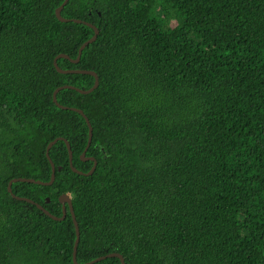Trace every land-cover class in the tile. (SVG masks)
I'll list each match as a JSON object with an SVG mask.
<instances>
[{"label":"trees","instance_id":"1","mask_svg":"<svg viewBox=\"0 0 264 264\" xmlns=\"http://www.w3.org/2000/svg\"><path fill=\"white\" fill-rule=\"evenodd\" d=\"M64 1L0 0V264H75L69 209L55 221L8 191L50 181L58 138L94 165L86 120L53 101L95 85L54 66L95 34L58 20ZM62 16L100 32L58 61L98 88L57 96L89 118L98 165L74 173L59 141L54 184L13 193L57 217L71 195L81 264H264V0H70Z\"/></svg>","mask_w":264,"mask_h":264},{"label":"water","instance_id":"2","mask_svg":"<svg viewBox=\"0 0 264 264\" xmlns=\"http://www.w3.org/2000/svg\"><path fill=\"white\" fill-rule=\"evenodd\" d=\"M70 0H65L64 3L56 10V17L58 18V20L60 22H63V23H68V22H74V23H77V24H86L88 25L89 27H91L92 29H94L95 31V34L94 36L88 40L87 42H85L80 50H79V55H78V58L76 60H71V58L65 54H61L59 56L56 57L55 61H54V66L56 68V70L60 73V74H85V75H91L93 77H95V85L93 88H91L90 90L88 91H84V90H80V89H77L75 88L74 86H70V85H65V86H61L59 87L55 92H54V95H53V101L54 103L62 110H71V111H74V112H77L79 113L80 115H82L84 117V119L86 120V123L89 127V139H88V143H87V146L82 154V160L83 161H91L94 163L92 169L90 170V172L88 173H83L79 170H77L74 165H73V152H72V149H71V145L70 143L68 142V140L64 139V138H58L54 141H52L48 147H47V150H46V157L47 159L49 160L50 164H51V168H52V174H51V179L49 182H43V181H38V180H35V179H29V178H16V179H12L8 185V191L9 193L13 196L14 199L16 200H19V201H25V202H28L30 204H35L41 211H43L47 216H49L51 219L55 220V221H63L66 216H67V210L69 209L71 215H72V218H73V222H74V226H75V231H76V240H75V244H74V249H73V261L75 264H81V263H78V260H77V254H78V247H79V244H80V239H81V232H80V227H79V224H78V221H77V218H76V215H75V212H74V206H73V201H72V197L70 194H64L60 197L59 201L63 207V216L62 217H57V216H54L52 215L49 211H47L46 209L43 208V206L39 205V204H36L33 200L31 199H27V198H24V197H18L16 196L14 193H13V185L16 184V183H29V184H36V185H40V186H46V187H49V186H52L55 182V179H56V166L55 164L53 163L52 159H51V156H50V151L51 149L57 144V142L59 141H63L66 146H67V149H68V152H69V161H70V166L73 170L74 173L78 174V175H81V176H91L94 174L96 168H97V165H98V162L95 158H86V154L92 144V141H93V127H92V124L89 120V118L85 115V113L80 110V109H77V108H68V107H64L62 106L61 104L58 103V93L61 91V90H66V89H72V90H77L78 92H80L81 94H90L92 92H94L98 86H99V77L98 75L93 72V71H85V70H64V69H61L58 65V61L59 59L61 58H64V59H68V60H71L73 63L77 64L79 63L81 57H82V54H83V51L91 44L95 43L97 41V38L99 36V29L97 27H95L94 25L90 24V23H87V22H84L82 20H76V19H66L62 16V11L63 9L67 6V4L69 3ZM110 258H119L121 260V264H126L125 263V259L124 257L119 254V253H110V254H107L105 256H102V257H99L89 263H84V264H96V263H99L103 260H106V259H110Z\"/></svg>","mask_w":264,"mask_h":264},{"label":"rangeland","instance_id":"3","mask_svg":"<svg viewBox=\"0 0 264 264\" xmlns=\"http://www.w3.org/2000/svg\"><path fill=\"white\" fill-rule=\"evenodd\" d=\"M173 25H175V24H173Z\"/></svg>","mask_w":264,"mask_h":264}]
</instances>
